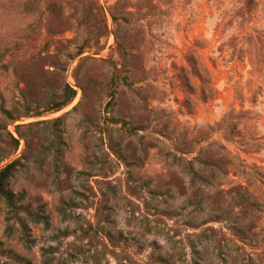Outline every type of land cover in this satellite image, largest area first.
<instances>
[{
	"label": "rangeland",
	"instance_id": "obj_1",
	"mask_svg": "<svg viewBox=\"0 0 264 264\" xmlns=\"http://www.w3.org/2000/svg\"><path fill=\"white\" fill-rule=\"evenodd\" d=\"M0 56L7 109L76 92L8 125L0 264H264V0H0Z\"/></svg>",
	"mask_w": 264,
	"mask_h": 264
},
{
	"label": "trees",
	"instance_id": "obj_2",
	"mask_svg": "<svg viewBox=\"0 0 264 264\" xmlns=\"http://www.w3.org/2000/svg\"><path fill=\"white\" fill-rule=\"evenodd\" d=\"M48 42L41 40L40 45L46 46ZM51 45L59 44V41L50 42ZM82 52L77 50L75 53V57L79 56ZM47 57L53 60H56L55 56L58 54L54 51H47ZM74 57V56H73ZM70 55L66 56V58L70 61L72 58ZM55 58V59H54ZM63 64V66H62ZM61 66V70L65 72V65L61 58H57L56 63H54V68ZM65 66V67H64ZM6 66L2 63V56H0V70L4 69ZM81 69V65L75 68L74 73H78ZM76 78V77H75ZM47 96V99L41 103H35L31 100L27 99V95H24L23 89L21 91L20 100L17 102H13L11 106L7 109L3 105H0V165L5 161H8L14 153L17 151L19 147V140L16 139L12 132L9 131L8 125L15 119L21 118H29V117H41L45 113H57L67 107L75 98L76 92L73 90L68 84L64 83L61 91L56 97V95L51 92ZM75 110V107L72 109ZM61 118H55L52 120L53 124L59 123ZM42 123L34 122V123H26L19 124L13 127V132L25 142V149L21 157L13 159L6 163L4 166L0 167V197L7 203L12 204L14 194L9 189V182L12 179L13 175L19 170V168H23V161L26 157V148L28 141L25 138L24 130L32 129ZM38 157L35 158L37 160ZM190 165V161H189ZM38 171H42L41 166H37ZM236 189H240L236 188Z\"/></svg>",
	"mask_w": 264,
	"mask_h": 264
},
{
	"label": "water",
	"instance_id": "obj_3",
	"mask_svg": "<svg viewBox=\"0 0 264 264\" xmlns=\"http://www.w3.org/2000/svg\"><path fill=\"white\" fill-rule=\"evenodd\" d=\"M14 123V121L12 122V124Z\"/></svg>",
	"mask_w": 264,
	"mask_h": 264
}]
</instances>
